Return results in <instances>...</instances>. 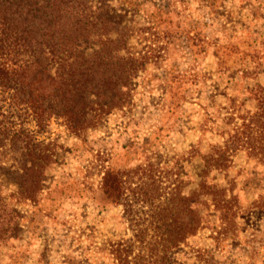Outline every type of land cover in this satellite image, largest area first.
<instances>
[{
	"label": "rangeland",
	"instance_id": "rangeland-1",
	"mask_svg": "<svg viewBox=\"0 0 264 264\" xmlns=\"http://www.w3.org/2000/svg\"><path fill=\"white\" fill-rule=\"evenodd\" d=\"M127 12L134 70L126 103L101 113L78 134L50 116L38 128L29 110L3 111L5 119L49 141L55 162L33 199L18 194L25 151L21 141L0 147V197L15 208L17 236L0 243V264H119L111 251L131 232L100 186L107 168L158 165L162 179L184 173L195 185L199 152L220 141L218 129L230 97L254 111V91L264 85V0H89ZM89 94L92 102L109 100ZM21 108V107H20ZM3 116L0 114V118ZM223 120H222V119ZM234 150L227 177L232 187L225 226L210 210L209 222L173 252L174 264H264V209L254 198L264 185V165ZM229 179V181H228ZM130 252L124 264H148Z\"/></svg>",
	"mask_w": 264,
	"mask_h": 264
},
{
	"label": "trees",
	"instance_id": "trees-1",
	"mask_svg": "<svg viewBox=\"0 0 264 264\" xmlns=\"http://www.w3.org/2000/svg\"><path fill=\"white\" fill-rule=\"evenodd\" d=\"M126 13L108 6L100 11L89 0H0V147L14 140L23 144L21 197L34 198L56 160L49 141L36 139L22 123L17 127L14 120H6L3 111L29 110L38 128L46 126L48 117H60L78 134L94 127L101 113L126 103L123 94L134 70L143 65L129 52ZM105 91L110 92L106 103L87 99ZM228 99L224 125L218 129L221 140L198 153L201 163L188 190V175L175 171L162 179L151 162L103 171L101 189L121 206L119 218L131 232L125 244L117 240L111 245L119 264L134 251L148 255V264H174L172 253L209 222L210 210L222 226L235 218L228 211L236 195L228 196L232 187L218 175L227 177L233 147L264 165V85L258 82L254 91V111L243 112L244 103ZM254 202L264 209V185ZM17 230L15 208L0 197V243L14 239Z\"/></svg>",
	"mask_w": 264,
	"mask_h": 264
}]
</instances>
